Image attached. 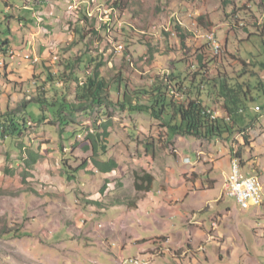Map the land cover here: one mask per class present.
Wrapping results in <instances>:
<instances>
[{
  "label": "rangeland",
  "instance_id": "obj_1",
  "mask_svg": "<svg viewBox=\"0 0 264 264\" xmlns=\"http://www.w3.org/2000/svg\"><path fill=\"white\" fill-rule=\"evenodd\" d=\"M4 1L0 0V31L9 39L10 49L0 63V112L6 107L16 110L34 95L39 81L45 80L44 66L63 70L71 56L82 55L86 64L98 59L100 73L114 91L108 106L76 111L72 116L76 125L62 127L52 116L45 121L34 116L20 137H0V264H119L142 259L140 255L150 264H264V70L247 67L253 59L247 51L264 60V0H226V4L223 0H38L34 7L24 0ZM67 1L77 7L71 8ZM30 18L32 22L26 20ZM177 23L188 32L184 46L172 34ZM207 31L220 43L218 54L211 46L204 48ZM210 53L219 57L213 60ZM199 59L206 79L233 83L237 77L255 87L251 89L255 103L245 110L246 119L237 117L243 131L229 140L173 135L164 120L138 107L151 102L142 92L155 78L170 74L175 82L190 78L199 70ZM250 69L257 74L250 75ZM85 74L78 71L80 81ZM124 85L129 103L122 105ZM62 86L59 83L58 89ZM73 91L74 84L65 91L67 99L73 98ZM209 93L205 99L212 103V112L222 116L221 98L212 89ZM104 123L106 153L93 155L85 149L86 135ZM232 148L241 153V175L256 176L263 193L261 204L249 209L240 208L222 186L236 161ZM93 158H111L117 167L100 173ZM83 162L87 164L80 168ZM64 164L80 169L67 174ZM143 173L152 175L161 189L167 179L177 182L182 177L190 195L178 209L191 214L190 209L201 208L196 211L201 224L193 223L190 230V218L184 223L172 220L175 237L172 234V248L166 254L153 246L161 243L159 237L151 238L152 249L142 254L138 246L124 247L106 236L102 224H97L93 236L77 229L85 223L82 216L88 205L92 207L87 213L110 224L119 217L121 205L132 207L145 197L134 186L135 176ZM196 180L197 185H190ZM102 208L106 210L100 213ZM138 217L154 226L145 213ZM73 224L76 229L69 227ZM137 232L141 238L161 234L155 227L149 234L140 228ZM178 239L182 242L177 244Z\"/></svg>",
  "mask_w": 264,
  "mask_h": 264
},
{
  "label": "trees",
  "instance_id": "obj_2",
  "mask_svg": "<svg viewBox=\"0 0 264 264\" xmlns=\"http://www.w3.org/2000/svg\"><path fill=\"white\" fill-rule=\"evenodd\" d=\"M4 2L5 7H9L7 1ZM222 2L226 4V0ZM32 6L34 7L35 4H32ZM80 10L78 9L79 16L81 15ZM8 12L7 9L5 18L8 17ZM79 16L78 19H80ZM82 17L84 19L85 16L82 15ZM26 20L32 22L33 18ZM4 25L9 35H11L8 22H5ZM174 27V30H172L173 36H179L180 43L184 46L185 35L188 33L187 29L183 28L181 23H177ZM78 33L83 37L82 31ZM2 35L0 31V57H2L0 63L4 64L3 57L7 55L10 43L9 39ZM262 42L264 46V41ZM209 46L210 44L208 43L204 48H209ZM247 53L253 58L250 60L252 62L247 64V67L255 68L258 66L264 70V60L259 59L260 54H254L250 51H247ZM210 57L216 60V57L219 56L212 55ZM62 62H58L57 65H61ZM198 63L200 65L199 70L194 72L190 78L181 79L178 82H175L172 74L162 78L159 76L155 78L150 87L142 92V94L145 93L150 96L149 100L151 102L148 106L139 105L138 107H143L141 111L150 114L153 118L164 120L165 125L169 127L170 133L173 135L192 136L205 140L213 138L229 140L235 132L242 133L243 131V127L239 126L236 122L237 117L241 116L243 119H246L244 115L245 110L249 107V104L255 103V98L251 93L253 84L250 81L249 83L238 81L237 77L233 83H228L225 78H222L220 81H216V78L212 80L206 79L205 66L202 65V60L199 59ZM77 66H80L77 68L80 73L81 71L83 74L86 73L82 81L79 80L78 71L75 72ZM101 66L102 63L95 57L91 58L88 64H86L82 55L71 56L66 59L63 70L52 71L51 67L44 66L45 72L43 71V74L45 80L39 81L40 84L34 89V95L23 100L16 110H10L6 107L4 111L0 112V137H20L28 126L29 118H34V116L38 118V121H45L48 116H52L62 127L71 123L76 125L72 118L76 111L85 112L92 109L93 106L106 107L111 104L110 96H112V91L114 90H112L113 87L110 82L102 77L100 73ZM242 71L244 72V70ZM249 72L252 76L257 74L251 69ZM117 77L115 91L119 94L122 77L120 74ZM59 83L63 86L58 89ZM72 84H74V96L69 100L66 98L65 91L68 92ZM249 84L252 85L250 86ZM258 84L262 86L260 83ZM123 87L124 90L120 102L122 105H124V101L129 103L127 101V95L129 94L125 85ZM210 89L222 100V116H216L210 107L212 103L205 99V97L210 96ZM29 107L33 109L32 113H29ZM107 128V123H104L91 130L86 135L87 140L85 144L88 146H85V149L91 150L93 155L101 154L104 156L106 153L104 139L108 136ZM242 139L247 140V137L243 136ZM230 150L233 153L232 160L238 161L242 167L239 150L236 152L233 148ZM31 159L32 161L36 160L33 155H31ZM92 162L100 173H108L117 167V163L111 158L103 160L93 158ZM86 164L87 162H83L79 167L84 168ZM63 166L66 168L67 171L65 173L67 174L68 170L76 173L80 169L75 168L71 170L67 164ZM73 173H70V177L75 176ZM152 181V175L143 173L142 175L135 176L134 186L137 191H149Z\"/></svg>",
  "mask_w": 264,
  "mask_h": 264
},
{
  "label": "crops",
  "instance_id": "obj_3",
  "mask_svg": "<svg viewBox=\"0 0 264 264\" xmlns=\"http://www.w3.org/2000/svg\"><path fill=\"white\" fill-rule=\"evenodd\" d=\"M24 1L25 3L26 1H28L30 4H35V1H38V0H24ZM56 12L58 13V11ZM187 162L190 163V159H188ZM184 171L185 170H182L183 173ZM227 176L228 175L226 174L223 179V182H225ZM172 179L171 180L167 179L166 181H164L165 186L162 189L159 185L155 186L154 185L155 181H152L150 190L142 191L144 192V194H146V196L140 199L139 201H137L136 203H134L132 207H129L124 204L121 205L124 208L123 210L120 211L119 217H117V219L115 220H112L113 222H111L110 224H106V222H103L100 220L98 221V219L95 218L96 216L97 217L99 216L98 214L91 215V213H87L91 211L90 208L92 207L88 205L87 208L85 209L86 213H84V216H82L84 218L83 222L85 223L83 224L81 221V225L82 224L83 225L79 226L77 229H79L81 233H84L87 236H93V232L96 231L97 224L98 223L102 224L101 229L104 230L106 236L120 240L122 242L121 244L124 245V247H130L133 245L138 246L140 248L138 249V251L142 254L146 252V250H148L149 248L152 249V245L150 244L149 240L151 238L159 237V238H162L161 243L160 244L156 243L153 246L156 247L157 245L163 251L165 250V254H166L168 252L167 250L172 248L171 244H173L172 240L174 239L173 237L171 238L172 234H174V231H175L173 230L174 225L172 223V220L177 219L179 222L184 223L182 221L185 220V218H190L191 220L187 224V228H189L190 230H192L193 228L192 225L201 224V222L203 221L202 219H198L196 215L198 211H201V208L198 209V211L197 210L193 211L190 209L191 214L178 209V207L182 206L183 199L188 198L190 195V192L188 191L189 184H186L187 182L183 180L182 177L178 178L177 182ZM198 180L194 181V184L190 183V185H197ZM222 186L224 187V183H222ZM216 201H219V199H216ZM149 206H152V209L150 208L148 209ZM106 208H102L100 210V213L104 212ZM139 212L145 213V216L151 218L154 226H152L150 221L146 223L141 222L138 219ZM70 222H73V220H72V214H70L69 212V223ZM75 225H77V223ZM75 225L73 224V225H70L69 227L73 226V228L76 229ZM83 227L85 230H81V228ZM152 227H155L156 229H158L161 232V234L158 236H154V237L141 238V234L137 232L139 231V228H140L143 231H147V233L149 234L152 231ZM121 232H128L129 234L128 236H125V234L124 233L122 234ZM101 234H103L102 231H101ZM174 237H175V234H174ZM163 238L165 239L163 240ZM179 239L176 240L175 243L178 244ZM131 240H133L134 243L131 242ZM134 240H136L137 242ZM140 240L144 242L138 243V241ZM108 242L109 241H107V244ZM179 242H182V241L180 240ZM140 257H143V256L140 255Z\"/></svg>",
  "mask_w": 264,
  "mask_h": 264
},
{
  "label": "built area",
  "instance_id": "obj_4",
  "mask_svg": "<svg viewBox=\"0 0 264 264\" xmlns=\"http://www.w3.org/2000/svg\"><path fill=\"white\" fill-rule=\"evenodd\" d=\"M67 2L69 3L70 1ZM70 7H77V3L70 2ZM205 38L206 41L210 44L212 50L216 54H218L221 50V46L220 43L216 40L215 34H208L207 31ZM24 56H30V54H24ZM230 166L231 171L224 182V192H229V196L234 198L236 204L242 209H249L252 206L261 204L263 193L260 192V188H254L253 186V178H256V176L246 177L244 174V178H237L232 162ZM142 259H144L145 262H149L150 264V260L148 257H142ZM119 264H132V258L128 259V261H120Z\"/></svg>",
  "mask_w": 264,
  "mask_h": 264
},
{
  "label": "bare ground",
  "instance_id": "obj_5",
  "mask_svg": "<svg viewBox=\"0 0 264 264\" xmlns=\"http://www.w3.org/2000/svg\"><path fill=\"white\" fill-rule=\"evenodd\" d=\"M232 164H233L235 172H236V177L237 178H244L241 175V167H240V165L236 161H233ZM246 177H253V176H246ZM253 186H254V188H260L257 178H253ZM225 194L227 196H229V192H225ZM132 264H149V262H145V260L141 259V258H132Z\"/></svg>",
  "mask_w": 264,
  "mask_h": 264
}]
</instances>
